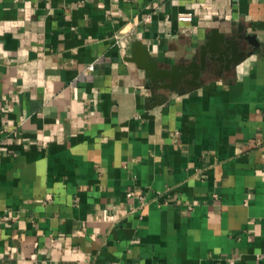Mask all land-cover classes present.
<instances>
[{"label":"crops","instance_id":"0c3cea01","mask_svg":"<svg viewBox=\"0 0 264 264\" xmlns=\"http://www.w3.org/2000/svg\"><path fill=\"white\" fill-rule=\"evenodd\" d=\"M0 264H264V0H0Z\"/></svg>","mask_w":264,"mask_h":264},{"label":"water","instance_id":"95a60500","mask_svg":"<svg viewBox=\"0 0 264 264\" xmlns=\"http://www.w3.org/2000/svg\"><path fill=\"white\" fill-rule=\"evenodd\" d=\"M212 32L211 40L203 47L199 63L195 59L184 66L177 65L170 69H160L157 62L150 57L147 48L141 42L134 43V55L131 61H135L140 68L145 69L151 79L149 88L152 90V96L149 101L156 100L162 105L168 97L158 98V92L184 91L186 87L195 89L201 84L202 75L207 70L221 68L229 71L254 54L260 46L254 36L239 33L230 38L227 34H219V29H213ZM249 46H253V50L248 52Z\"/></svg>","mask_w":264,"mask_h":264},{"label":"built area","instance_id":"2783aa9c","mask_svg":"<svg viewBox=\"0 0 264 264\" xmlns=\"http://www.w3.org/2000/svg\"><path fill=\"white\" fill-rule=\"evenodd\" d=\"M146 21H149V20L147 19ZM128 196H129V197L134 196V192H130V193L128 194Z\"/></svg>","mask_w":264,"mask_h":264}]
</instances>
